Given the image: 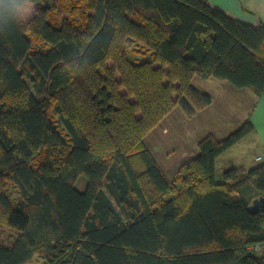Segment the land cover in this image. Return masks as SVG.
<instances>
[{
    "label": "trees",
    "instance_id": "1",
    "mask_svg": "<svg viewBox=\"0 0 264 264\" xmlns=\"http://www.w3.org/2000/svg\"><path fill=\"white\" fill-rule=\"evenodd\" d=\"M195 77L259 99L264 25L206 0H0V264H264V160L215 174L251 120L172 179L145 145L211 103Z\"/></svg>",
    "mask_w": 264,
    "mask_h": 264
},
{
    "label": "rangeland",
    "instance_id": "2",
    "mask_svg": "<svg viewBox=\"0 0 264 264\" xmlns=\"http://www.w3.org/2000/svg\"><path fill=\"white\" fill-rule=\"evenodd\" d=\"M38 4H50L52 0H35V3ZM33 9L32 4H27L22 9V13L25 16H28L30 12ZM147 56V54H145ZM208 79V78H206ZM216 81H219L217 83ZM218 80L216 78L210 77L208 80L202 79L200 77L193 78L192 82L193 85L196 88H199L201 91H204V89L207 91V93L211 96H215V104H219L220 107H228L229 113L234 114V120L228 123V126L224 128L222 131L221 129L218 130L215 134L216 136L214 138H221L220 136L222 134L223 137L226 136L228 133L233 131L235 128H237L242 122L234 123L236 119L239 116H242L243 113L248 110L252 104V96H249L246 98V101H243L242 106L240 107L241 101L233 99L232 95H236L233 91H230L226 88V86H223V84L229 85L230 89H233L235 91H238L237 88L232 86L229 82ZM203 89V90H202ZM248 90V89H246ZM250 91V90H248ZM264 93V92H263ZM250 95V94H249ZM245 99V95L242 94L240 97V100ZM216 108V105H214ZM138 112L136 113V115ZM173 115L176 118L175 115H178L179 118L174 120L173 122ZM172 118L169 120H166L163 118L161 122L154 127L152 130H150L145 135V145L146 147L151 151V153L154 155L156 162L160 166L163 173L167 176L168 179H172L174 175L178 172H176V163L179 164L180 159H182V149H194L197 146V143L199 140L203 137H198L200 135H205L203 130L200 128L201 123L204 122L206 117L208 115H200L193 117L186 116L183 111L180 110L176 112V114H173ZM169 117V116H168ZM193 117V118H192ZM258 128H264V125L261 122L257 123ZM178 128V129H177ZM177 129V130H175ZM229 130V131H228ZM228 131V132H227ZM254 131V129H253ZM252 131V132H253ZM227 132V133H226ZM191 133L190 135H188ZM250 134V133H249ZM246 135L243 139L239 140L231 148L226 149L221 156H218L215 160V174L218 175L219 173H222V169L229 168L230 166H238L241 164L249 165L245 167L246 169H249L255 164L252 163L253 154L255 151V139L253 135ZM196 151V149H195ZM170 154H173L171 158H168ZM170 159L169 163L172 164V168L170 171L165 170L164 165L161 164L165 159ZM256 163L260 161V156L255 157ZM189 160V159H184ZM187 162V161H185ZM184 162V163H185ZM182 163V164H184ZM180 167V166H179ZM179 170V168H178ZM85 177L84 175H79L75 187L82 191L85 185ZM6 232V229H4ZM6 237V236H5ZM256 251H262L264 249V245H257L256 249L253 247ZM26 264H42V260L39 259L37 256H33L31 260H29Z\"/></svg>",
    "mask_w": 264,
    "mask_h": 264
},
{
    "label": "crops",
    "instance_id": "3",
    "mask_svg": "<svg viewBox=\"0 0 264 264\" xmlns=\"http://www.w3.org/2000/svg\"><path fill=\"white\" fill-rule=\"evenodd\" d=\"M206 1L211 6L218 7L223 12H225L227 15H229L235 19H238L242 22H245V23H248L251 25H260V23L264 25V0H206ZM208 79H205V80H208ZM216 82L219 83V81H216ZM220 82H223V81H220ZM223 86H226V88L228 90L236 93V95H232V96H233V99L241 101L240 107L242 106L243 101L244 100L246 101V98H248L249 96H252L253 102H252L250 108L248 110H246L242 116H239L236 119V121H234V123L236 124L238 122L239 123L243 122L246 118H249L251 120L253 127H254V131L250 132L249 135H253V137L255 139V151L253 154L252 163L256 164L255 157H258V156H260V158H261L260 160L263 161L264 160V128L263 129L258 128L257 123L261 122L264 125V93L260 96L259 99H257L251 91H248L246 89H238V91H235L233 89H230L229 85H227L225 83L223 84ZM197 89H199V88H197ZM204 91L207 92L205 89H204ZM242 94L245 95V99L240 100V97ZM211 99H212L211 103L202 109L196 110L195 113L193 114V117L204 115V114L208 115V117H206L204 122L201 123L200 128L203 130L202 133H204L205 135L212 134L215 137L216 136L215 133L220 129L222 131L224 128H226L228 126V123H226V122L227 121L231 122L232 120H234L235 116L233 113L228 114V111H229L228 107H226V106L220 107L219 104H215V96H212ZM248 100H249V98H248ZM214 105H216V108L214 107ZM177 111L180 112V109L174 108L164 118L166 120H169L170 118H172L173 114H176ZM175 116H176V118L173 115V122H174V120L179 118L178 115H175ZM177 129H175V130H177ZM190 134L191 133H189L188 135H190ZM222 135H224V134H222ZM222 135L220 136L221 138H223ZM198 137H203V135L199 134ZM218 139H220V138H218ZM195 149H196V151H195ZM196 153H197V146L194 149H190V150L182 149L183 157H182V159H180L179 164L176 163V166L178 165L177 167L180 168L179 166H181L182 163H184L185 161H188V160H184V159L190 160L193 156L196 155ZM221 154L218 156H221ZM172 156H173V154H170L168 156V158H171ZM169 160L170 159L166 158L163 162H161V164L164 165L163 168L166 167L165 170H168V171H170V169L172 168V164L169 163ZM241 165L243 167L249 166L246 164H241ZM178 168H176V172L178 171ZM222 170L224 171V169H222ZM217 180L218 181L222 180V174L221 173H219L217 175Z\"/></svg>",
    "mask_w": 264,
    "mask_h": 264
},
{
    "label": "water",
    "instance_id": "4",
    "mask_svg": "<svg viewBox=\"0 0 264 264\" xmlns=\"http://www.w3.org/2000/svg\"><path fill=\"white\" fill-rule=\"evenodd\" d=\"M258 200L259 199H254L253 201H252V203L249 205V210H251V211H254V210H256V208H257V205H258Z\"/></svg>",
    "mask_w": 264,
    "mask_h": 264
},
{
    "label": "built area",
    "instance_id": "5",
    "mask_svg": "<svg viewBox=\"0 0 264 264\" xmlns=\"http://www.w3.org/2000/svg\"><path fill=\"white\" fill-rule=\"evenodd\" d=\"M256 249V246H253ZM253 247H250V249H253ZM254 250V249H253Z\"/></svg>",
    "mask_w": 264,
    "mask_h": 264
},
{
    "label": "bare ground",
    "instance_id": "6",
    "mask_svg": "<svg viewBox=\"0 0 264 264\" xmlns=\"http://www.w3.org/2000/svg\"><path fill=\"white\" fill-rule=\"evenodd\" d=\"M253 26H257V25H253Z\"/></svg>",
    "mask_w": 264,
    "mask_h": 264
},
{
    "label": "clouds",
    "instance_id": "7",
    "mask_svg": "<svg viewBox=\"0 0 264 264\" xmlns=\"http://www.w3.org/2000/svg\"><path fill=\"white\" fill-rule=\"evenodd\" d=\"M261 159V158H260Z\"/></svg>",
    "mask_w": 264,
    "mask_h": 264
}]
</instances>
